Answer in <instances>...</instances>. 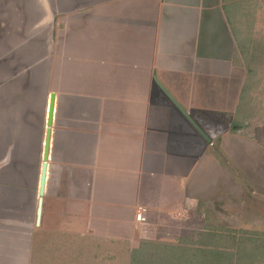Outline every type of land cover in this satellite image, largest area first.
<instances>
[{
    "label": "crops",
    "instance_id": "obj_1",
    "mask_svg": "<svg viewBox=\"0 0 264 264\" xmlns=\"http://www.w3.org/2000/svg\"><path fill=\"white\" fill-rule=\"evenodd\" d=\"M225 1L2 0L0 264H91L122 247L132 264L200 218L211 123L249 91Z\"/></svg>",
    "mask_w": 264,
    "mask_h": 264
},
{
    "label": "rangeland",
    "instance_id": "obj_2",
    "mask_svg": "<svg viewBox=\"0 0 264 264\" xmlns=\"http://www.w3.org/2000/svg\"><path fill=\"white\" fill-rule=\"evenodd\" d=\"M225 4L229 16H232L236 54L250 65L244 114L239 104L234 117L224 119L220 116V122L215 119L213 122L216 123H211L218 125L212 131L215 139L207 154L211 163L206 164L209 168L197 178L200 186L195 204L200 218H196L194 225L181 226L175 231V237L165 241L153 239L143 244L135 254L134 264H154L158 261L156 258L167 251L174 250L185 255L182 251H185L187 239L197 241L191 244L192 249H195L194 245L202 247L198 244L201 240L198 233L213 228L220 229L214 240L222 244L215 246L210 243L206 249H220L234 256L236 248L228 247L226 240L219 237L222 231L237 236L240 230L264 232V0H226ZM5 7L7 4L0 0V10L4 12ZM28 149L29 146H24L22 150ZM94 243L91 242V248H94ZM129 249L122 247V256L117 259L101 258L97 261L91 258V262L95 260L91 264H131L132 253L124 256L131 252ZM151 256H155L156 260L150 259ZM215 258L212 255L201 264H224L218 263ZM242 262L234 259L229 264H264V253Z\"/></svg>",
    "mask_w": 264,
    "mask_h": 264
},
{
    "label": "trees",
    "instance_id": "obj_3",
    "mask_svg": "<svg viewBox=\"0 0 264 264\" xmlns=\"http://www.w3.org/2000/svg\"><path fill=\"white\" fill-rule=\"evenodd\" d=\"M246 97L247 96H245V98ZM245 98H241V109L242 101ZM217 230L220 229L216 228V230H214L213 228L211 230H208L207 232L198 233L201 237V240L198 241V244L202 247L194 245L195 249H192L191 244L193 245V243H196L197 241H194L193 239H187V244L185 243L186 245L184 247L185 251H182L183 253H185V255H182V253L179 254L174 250L172 252L165 250L167 251L166 254H168L169 256L165 258L166 254H164L159 258H156L158 259V261L154 264H201L212 255L216 257L215 259L218 263L224 262V264H229V262L234 259H237L240 263L242 261H245L248 257L253 260L254 258H258L262 253H264V232L251 230H240L238 236L233 233H224V231L220 233V239H225L228 243V247L236 248L237 254H235L234 256L233 254L222 251L220 249H206V246L210 243L214 244L215 246L222 244L221 241L214 240V237L217 236ZM225 232H228V230H225ZM134 258L135 256H133V264ZM150 259H155V256H151Z\"/></svg>",
    "mask_w": 264,
    "mask_h": 264
},
{
    "label": "water",
    "instance_id": "obj_4",
    "mask_svg": "<svg viewBox=\"0 0 264 264\" xmlns=\"http://www.w3.org/2000/svg\"><path fill=\"white\" fill-rule=\"evenodd\" d=\"M163 89L167 93V95L170 97V99L181 109V111L187 116V118L205 136V133L202 131L199 125L194 121V119L191 118V116L187 113V111L178 103V101L164 87ZM54 108H55V95L52 94L50 98V105H49V112H48V128L46 132V140H45L44 153H43L42 175H41V183H40L41 198L39 200V206H38V211H37L38 219H40L41 217L42 203H43L42 196L45 193V187H46V181H47L48 159H49V152H50V145H51V132H52L51 126L53 123Z\"/></svg>",
    "mask_w": 264,
    "mask_h": 264
},
{
    "label": "built area",
    "instance_id": "obj_5",
    "mask_svg": "<svg viewBox=\"0 0 264 264\" xmlns=\"http://www.w3.org/2000/svg\"><path fill=\"white\" fill-rule=\"evenodd\" d=\"M145 212H146V209L143 207H140L137 210L136 219L141 222L145 221L146 220Z\"/></svg>",
    "mask_w": 264,
    "mask_h": 264
}]
</instances>
